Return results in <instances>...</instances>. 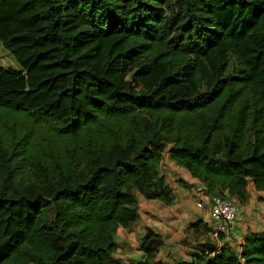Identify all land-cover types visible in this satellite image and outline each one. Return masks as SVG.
Returning a JSON list of instances; mask_svg holds the SVG:
<instances>
[{"label":"trees","instance_id":"16d2710c","mask_svg":"<svg viewBox=\"0 0 264 264\" xmlns=\"http://www.w3.org/2000/svg\"><path fill=\"white\" fill-rule=\"evenodd\" d=\"M14 72L23 86L0 90V264H123L137 195L173 203L165 158L211 201L246 202L250 183L264 195V0H0V76ZM22 117L54 133L30 140ZM162 244L148 231L140 264H160ZM176 264H264V238Z\"/></svg>","mask_w":264,"mask_h":264},{"label":"crops","instance_id":"0c3cea01","mask_svg":"<svg viewBox=\"0 0 264 264\" xmlns=\"http://www.w3.org/2000/svg\"><path fill=\"white\" fill-rule=\"evenodd\" d=\"M162 165L166 185L173 191V203L166 205L159 200L137 195L138 219L131 227L120 230L117 236L115 257L123 264H140L143 261L142 245L150 230L163 240L156 259L160 264L197 259L216 246L229 245L238 249L248 237L264 238V195L256 192L252 183L248 187L249 199L246 202L229 199L239 210L235 228L228 239L216 242L210 237L214 222L209 210L198 207L201 200L205 204L211 201L203 184L170 159H166L165 165Z\"/></svg>","mask_w":264,"mask_h":264},{"label":"rangeland","instance_id":"374dc122","mask_svg":"<svg viewBox=\"0 0 264 264\" xmlns=\"http://www.w3.org/2000/svg\"><path fill=\"white\" fill-rule=\"evenodd\" d=\"M138 67H139V64L136 61L133 66L131 65L129 67V69L130 70L138 69ZM234 68H238L237 59H235V62H233L231 64L228 73L229 74H233L234 73ZM23 83H24V80L22 79V75L18 74V73H15V72L10 77H2V76H0V90L18 88V87L23 86ZM152 85H153V82L151 80V77H149V76L145 77L143 80H141L139 82V87L141 89H149V88L152 87ZM179 91L180 92H187V93H195L196 88L194 87V85L192 83L187 81V82L183 83L179 87ZM14 122H15L14 128H15L16 131H19V132L22 131L23 129L25 131L26 129L34 128V130L32 131V135H31L30 140H33L37 136L47 135L48 132H53L54 133L53 129L49 128L46 124L36 123V122H34L32 120H29V119H26V118H23V117L21 119H14ZM0 132L4 133L5 129L3 127H0ZM166 159H168V158H165L163 160V162H162L163 165H165ZM161 170H162V168H161ZM46 215L50 216L51 212L47 211ZM228 247L236 249V247H232V246H229V245H228Z\"/></svg>","mask_w":264,"mask_h":264},{"label":"built area","instance_id":"2783aa9c","mask_svg":"<svg viewBox=\"0 0 264 264\" xmlns=\"http://www.w3.org/2000/svg\"><path fill=\"white\" fill-rule=\"evenodd\" d=\"M198 207L202 210L205 208L209 210L211 220L214 222V226L210 232V237L213 241L223 242V240L231 236L239 214L236 204L231 200L215 197L210 204H205V202L201 200L198 202Z\"/></svg>","mask_w":264,"mask_h":264}]
</instances>
